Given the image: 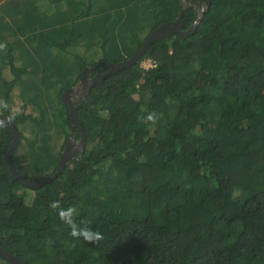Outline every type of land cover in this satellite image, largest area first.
I'll return each instance as SVG.
<instances>
[{
	"label": "trees",
	"instance_id": "16d2710c",
	"mask_svg": "<svg viewBox=\"0 0 264 264\" xmlns=\"http://www.w3.org/2000/svg\"><path fill=\"white\" fill-rule=\"evenodd\" d=\"M203 2L0 0V115L30 180L56 169L72 133L60 93L84 67L104 72L160 23L202 14L74 102L85 147L50 182L18 181L0 125L1 247L24 264H264V0ZM54 201L102 238L70 235Z\"/></svg>",
	"mask_w": 264,
	"mask_h": 264
},
{
	"label": "water",
	"instance_id": "95a60500",
	"mask_svg": "<svg viewBox=\"0 0 264 264\" xmlns=\"http://www.w3.org/2000/svg\"><path fill=\"white\" fill-rule=\"evenodd\" d=\"M200 1H204V2L202 3V6L199 11L204 10V7H205L204 5L208 6L210 3V0H200ZM201 17H202V14L201 12H199L193 24L190 25L186 29L182 28L183 21L181 20L180 15L171 23L170 22L160 23L158 26L154 27L151 30V32L143 40L142 44L129 57H127L124 60H120V61H107L109 65L108 69L104 72L97 73L94 77H92L89 80V83H95L96 81H100L103 77L107 76L108 74L137 62L140 56L148 48V46L155 40L169 36L174 32H179L182 35H187L191 33L192 31H194L197 25V21ZM90 67H93V66H86L82 69L81 77H83V75L85 74L86 69ZM69 89L71 91L73 87H70L68 89L64 88L61 91L60 96L62 100L64 101V103H66L69 108L68 119H69L70 126L72 128V135L67 138L64 144V147L59 156L58 164L56 166L55 171L43 178H40L37 180H30L26 178L23 174L19 172L15 164L12 162L11 155H12L13 149L17 145V142L19 139V131L17 130L15 123L9 116L0 115V121H3V123L10 128L11 133H12V139H11L9 148L5 152L3 157L10 171L12 172V174L23 185L29 186L31 188H36L44 184L45 182H50L53 178H55L63 170L65 162L72 156L80 153L85 147L86 133H85L84 127L81 124V121L79 120V117L76 111V106L74 105L72 98L68 99L66 96L67 93L70 92ZM76 130H78L80 133L79 140L75 139ZM0 255L6 260L12 262L13 264H24L23 261L19 257L12 254L10 251H8L7 249L1 246H0Z\"/></svg>",
	"mask_w": 264,
	"mask_h": 264
},
{
	"label": "clouds",
	"instance_id": "9594fccd",
	"mask_svg": "<svg viewBox=\"0 0 264 264\" xmlns=\"http://www.w3.org/2000/svg\"><path fill=\"white\" fill-rule=\"evenodd\" d=\"M6 48L5 44H0V51L4 50ZM0 107H7V105L0 101ZM157 116L155 113L149 115L148 120L152 121L153 123L156 122ZM3 124V121H0V125ZM51 208L58 210L59 218L62 222L66 223L69 228L71 229L70 235H72L75 238H82L85 241L89 243H95L99 239L102 238L101 233L98 230H94L90 222L87 221H81L77 223L76 215L77 210L74 207H69L67 209H64L61 207L59 201H54L49 205Z\"/></svg>",
	"mask_w": 264,
	"mask_h": 264
},
{
	"label": "flooded vegetation",
	"instance_id": "af4514ba",
	"mask_svg": "<svg viewBox=\"0 0 264 264\" xmlns=\"http://www.w3.org/2000/svg\"><path fill=\"white\" fill-rule=\"evenodd\" d=\"M97 73H101V72H95V73H87L85 72V74L83 75V77H80L79 79V83H77L76 85L74 84L73 86H70V87H73V89L67 93V98L68 99H71L72 98V101L75 102L79 99H82L83 97H86L88 95V92H89V89L91 87L92 84L94 83H89V80L94 77ZM82 82H81V81ZM98 82V81H96ZM95 82V83H96ZM70 87H66L67 89L70 88ZM78 130H76V134H75V139L76 140H79L80 136L77 137L78 135ZM72 135V134H71Z\"/></svg>",
	"mask_w": 264,
	"mask_h": 264
},
{
	"label": "rangeland",
	"instance_id": "374dc122",
	"mask_svg": "<svg viewBox=\"0 0 264 264\" xmlns=\"http://www.w3.org/2000/svg\"><path fill=\"white\" fill-rule=\"evenodd\" d=\"M3 73L5 74V75H9V71H8V68H4L3 69ZM77 83H79V81L77 82ZM77 83H75V85L77 84ZM73 86V85H72ZM21 102H22V98H21V96H20V94H19V89H18V87L16 86L15 88H14V90H13V92H12V104H13V106L15 107V108H18V106L21 104ZM72 134V133H71ZM71 136V135H70ZM3 263V260L0 258V264H2Z\"/></svg>",
	"mask_w": 264,
	"mask_h": 264
},
{
	"label": "built area",
	"instance_id": "2783aa9c",
	"mask_svg": "<svg viewBox=\"0 0 264 264\" xmlns=\"http://www.w3.org/2000/svg\"><path fill=\"white\" fill-rule=\"evenodd\" d=\"M142 64H143L144 66H148V65L151 64V61H150V60H145V61L142 62Z\"/></svg>",
	"mask_w": 264,
	"mask_h": 264
}]
</instances>
